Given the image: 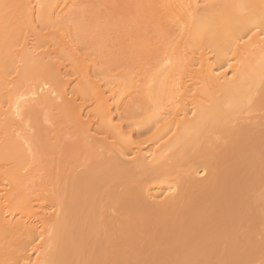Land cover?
<instances>
[{"label":"bare ground","instance_id":"obj_1","mask_svg":"<svg viewBox=\"0 0 264 264\" xmlns=\"http://www.w3.org/2000/svg\"><path fill=\"white\" fill-rule=\"evenodd\" d=\"M262 126L264 0H0V264L155 262Z\"/></svg>","mask_w":264,"mask_h":264},{"label":"rangeland","instance_id":"obj_2","mask_svg":"<svg viewBox=\"0 0 264 264\" xmlns=\"http://www.w3.org/2000/svg\"><path fill=\"white\" fill-rule=\"evenodd\" d=\"M112 35L109 38L115 41V35ZM87 43L89 42L87 41ZM116 52L118 51L116 50ZM114 53H111L114 55L113 57L111 55L113 60L115 58ZM101 55L99 54L98 59H102L103 55ZM111 66L114 65L111 64ZM111 66L110 68H112ZM255 115H258V113ZM93 161L95 160L86 162L85 169L82 167V170L85 171L82 172L87 174L86 176L93 175L92 177L90 175V179L94 180L93 183L89 179L91 184H97L95 181H99L96 188L99 187L97 192L102 189L100 191L102 194L100 196V193L96 192L95 198L97 196V201L94 199V202L98 203H93V205L88 203L89 206L85 205V210L82 209V212L86 213L85 211H87L89 213L90 211L91 217L97 214L93 218L95 221L97 220L98 223L96 222V224L98 226L96 225L97 229L93 228L96 229L95 234L98 237L103 234L102 239L99 238L101 242L104 237L112 238L110 228L106 226L103 228L105 215L109 214L106 211L104 215L107 209L106 202L109 198L106 194L111 189L120 190L124 180L120 182L122 179L117 180V177H115L114 181L111 177L110 181L106 173L103 176L104 167L97 166V168ZM87 166L89 167L87 168ZM105 169L108 168L105 167ZM227 169L230 177L217 179L218 185H220L219 188L214 190L204 189L191 194L189 204L197 206L196 215L192 216L189 222L174 223V233L167 236L159 247L148 250L149 253L156 252L158 255L155 262H146L137 255L135 258L138 259V264H264V226L257 221V216L261 213L264 214L262 199L264 195V145L251 148L243 154L242 158H238L230 164ZM89 191L93 193L94 190L89 187ZM98 207L100 210L95 214ZM91 211H94L92 212L94 215ZM175 229L179 231L175 232ZM107 230L110 234L106 232ZM105 232L108 236L104 235ZM96 235H94L93 240L96 238V242H94L99 245ZM112 236L115 237V234H112ZM104 240L103 242H105ZM103 244L105 246V243ZM83 254L85 255V252ZM74 257L70 256L72 262L75 260Z\"/></svg>","mask_w":264,"mask_h":264},{"label":"snow or ice","instance_id":"obj_3","mask_svg":"<svg viewBox=\"0 0 264 264\" xmlns=\"http://www.w3.org/2000/svg\"><path fill=\"white\" fill-rule=\"evenodd\" d=\"M3 7L5 9H8V10L16 9V10L20 11V18L21 19H25V20L27 19V16H28V6L27 5H23V4L7 5V4H5V5H3ZM41 7H43V6H41ZM8 15H9V13L6 11L5 12V18L6 19L8 18Z\"/></svg>","mask_w":264,"mask_h":264}]
</instances>
